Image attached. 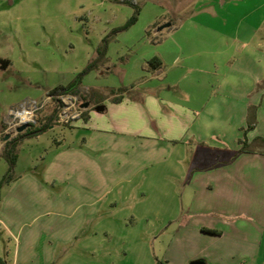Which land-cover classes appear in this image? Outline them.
<instances>
[{"label":"crops","instance_id":"0c3cea01","mask_svg":"<svg viewBox=\"0 0 264 264\" xmlns=\"http://www.w3.org/2000/svg\"><path fill=\"white\" fill-rule=\"evenodd\" d=\"M4 1L0 0V33L6 37L0 40V85L6 87L4 73L28 69L18 54L23 38L14 45L6 32L11 21L1 15L7 11ZM250 2L252 19L246 23L236 17L233 35L219 26L210 30L193 22H168L173 30L170 43L155 55L161 66L149 70L150 58L143 57L135 68L139 76L144 71L155 79L162 75L167 85L143 91L133 86L119 102H113L107 90L84 100L90 106L71 125L54 121L44 133L23 140L16 164L26 149L31 165L42 172L39 180L30 177L25 185L43 191L49 183L59 187V200L66 205L73 200L80 222L97 219L99 212H107L121 199L128 201L127 190L143 187L133 181L141 177L148 189L155 188L154 214L175 226L164 251L165 264H264V148L255 144L256 138H264V0ZM211 53L216 59L213 71L202 60ZM231 53L236 58L227 70L222 60ZM210 73L215 84L207 79ZM27 85L42 92L37 99L57 87L37 77H30ZM172 88L184 101L168 94ZM155 91L162 92L153 95ZM45 108L50 109L40 123L50 116L53 103ZM248 119L255 121L245 135L252 150L242 152L239 140ZM5 143L0 142V158ZM166 150L174 157L168 168L170 181L183 189L180 199L176 191L167 198L161 190L159 156ZM151 210L142 211L145 215ZM0 224L9 227L6 232L16 243L9 249L7 264H32L34 239L42 234L29 231L21 241L20 230L13 231V195L0 201Z\"/></svg>","mask_w":264,"mask_h":264},{"label":"rangeland","instance_id":"374dc122","mask_svg":"<svg viewBox=\"0 0 264 264\" xmlns=\"http://www.w3.org/2000/svg\"><path fill=\"white\" fill-rule=\"evenodd\" d=\"M133 1L140 6L137 21L116 34H110L132 16L131 6L118 0H5L3 7L7 11L1 15L3 20L11 21L6 32L14 45L20 37L23 38L24 48H19L18 54L28 70H9L3 74L6 87L0 85V127L10 108L26 99H37L42 94L36 92L35 85H27L30 77L57 86L69 84L90 62L95 47L106 35L110 34L108 63L81 77L78 92L83 100L104 94L110 88L130 89L134 86V89L143 91L142 88L167 85L168 79L162 75L155 79L149 71H144L139 76V73L135 74V68L137 71L140 58H152L160 47L170 43L172 28L168 26L158 30L168 22H193L210 30L219 26L226 35H233L231 29L237 22L236 17H241L246 23L252 19L250 0ZM164 20L167 22L158 25ZM5 39V35L0 33V40ZM232 54L222 60L227 70L235 62L236 55ZM202 60L209 66L208 70L213 71L211 64L216 62L213 53ZM179 69L184 72L186 67ZM190 71L189 66L187 73ZM207 79L210 84L216 82L211 73ZM161 92L155 91L153 95ZM168 94L174 98L182 97L174 88ZM48 109L40 113L39 122ZM247 125L248 122L240 140H245L246 133L250 131ZM159 158L162 161V192L169 198L168 195L175 196L176 191L180 199L183 189L170 181L172 172L168 167L174 160L173 155L166 150ZM30 160L29 151L22 150L12 171V181L0 187V201L13 195V231L20 230L21 241L29 231L42 234L40 240L34 239L37 247L35 254L30 256L32 264L37 260L40 264L44 260L45 264H165L164 251L175 226H171L170 220L154 214L156 193L153 185L148 189L147 182L141 177L131 178V181L139 180L143 187L138 189L134 185V189L127 190L130 191L128 201L121 202V199L107 212H99L102 215L97 219L79 222L78 213L73 211V200L67 205L59 200L63 199L59 198V187L49 183L43 191L25 185L30 177L39 180L42 174L40 167L31 165ZM7 169L8 164L1 157L0 181ZM261 196L259 189L258 198ZM146 208L152 210L144 215L142 210ZM6 227L0 224V256L8 260L9 249H14L16 243L14 236L11 239L6 232L9 228Z\"/></svg>","mask_w":264,"mask_h":264},{"label":"trees","instance_id":"16d2710c","mask_svg":"<svg viewBox=\"0 0 264 264\" xmlns=\"http://www.w3.org/2000/svg\"><path fill=\"white\" fill-rule=\"evenodd\" d=\"M118 1L131 6L133 8V14L122 27L113 29L110 32V34H116L117 32L126 29L132 24H134L137 21L138 15L140 13V6L137 2H134L133 0H118ZM109 35H106L101 39V42L96 47L94 55L90 60V62L80 73H78L75 76V78L69 84L59 85L48 91L47 95L53 96L56 95L57 93L66 92V91L78 92L79 91L78 88L81 82V77L87 72L97 69L108 62L107 45H108ZM146 66L147 69L149 70H155L161 66V61L158 57L154 56L146 61ZM130 93H131L130 89L118 88V89H109L108 94L114 96L111 99L113 102H119L124 95H128V94L130 95ZM91 96H92V92H91ZM88 99L90 100L92 98L90 97ZM56 116H57V105L54 106L53 111L51 112L50 116L47 118L45 122L43 123L39 122L38 125L30 126L24 132L18 133L15 137L6 141L4 148L2 150V157L7 162L8 169L6 174L3 176V178L0 181V187L3 183H8L13 179L12 171L17 162L19 144L27 138H31L44 133L49 128V126L54 123ZM254 123H255L254 119H248V125H247L248 129H252ZM239 142L241 144L240 150L242 152H250L252 150L245 140H239ZM256 143L257 145L261 146V148H264V138H260V137L256 138L255 144ZM0 264H7L6 260L2 256H0Z\"/></svg>","mask_w":264,"mask_h":264},{"label":"built area","instance_id":"2783aa9c","mask_svg":"<svg viewBox=\"0 0 264 264\" xmlns=\"http://www.w3.org/2000/svg\"><path fill=\"white\" fill-rule=\"evenodd\" d=\"M49 102L53 103V106L57 105L55 122L59 125H71L80 119L85 111V108L81 107L85 101L79 92L66 91L53 96L46 94L43 99H26L8 110L0 131V141L6 142L15 137L18 134L16 129L21 125H27L28 128L38 125L40 113ZM6 135H9L7 140L4 139Z\"/></svg>","mask_w":264,"mask_h":264},{"label":"water","instance_id":"95a60500","mask_svg":"<svg viewBox=\"0 0 264 264\" xmlns=\"http://www.w3.org/2000/svg\"><path fill=\"white\" fill-rule=\"evenodd\" d=\"M168 26H170V23H166V24L160 26V27L158 28V30H161L162 28H164V27H168ZM89 106H90V103H89V102H84V103L81 105V107H82V108H85V109H87ZM99 108H101V107H97V109H99ZM27 128H28L27 125H21V126L17 127L16 131H17L18 133H22V132H24ZM8 138H9V135H6V136L4 137L5 140H7ZM190 264H204V263L201 262V261H193V262H191Z\"/></svg>","mask_w":264,"mask_h":264}]
</instances>
